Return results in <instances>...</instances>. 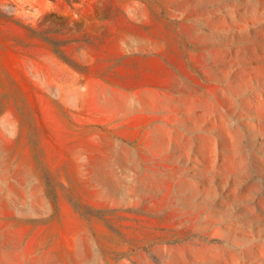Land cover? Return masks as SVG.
Here are the masks:
<instances>
[{
    "label": "rangeland",
    "instance_id": "obj_1",
    "mask_svg": "<svg viewBox=\"0 0 264 264\" xmlns=\"http://www.w3.org/2000/svg\"><path fill=\"white\" fill-rule=\"evenodd\" d=\"M0 264H264V0H0Z\"/></svg>",
    "mask_w": 264,
    "mask_h": 264
}]
</instances>
